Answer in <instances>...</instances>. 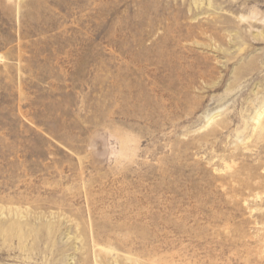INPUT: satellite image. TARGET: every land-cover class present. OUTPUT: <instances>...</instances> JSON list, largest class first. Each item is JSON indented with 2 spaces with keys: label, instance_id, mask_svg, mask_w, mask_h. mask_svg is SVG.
Here are the masks:
<instances>
[{
  "label": "rangeland",
  "instance_id": "obj_1",
  "mask_svg": "<svg viewBox=\"0 0 264 264\" xmlns=\"http://www.w3.org/2000/svg\"><path fill=\"white\" fill-rule=\"evenodd\" d=\"M0 264H264V0H0Z\"/></svg>",
  "mask_w": 264,
  "mask_h": 264
},
{
  "label": "bare ground",
  "instance_id": "obj_2",
  "mask_svg": "<svg viewBox=\"0 0 264 264\" xmlns=\"http://www.w3.org/2000/svg\"><path fill=\"white\" fill-rule=\"evenodd\" d=\"M261 114H258V118L260 117Z\"/></svg>",
  "mask_w": 264,
  "mask_h": 264
}]
</instances>
